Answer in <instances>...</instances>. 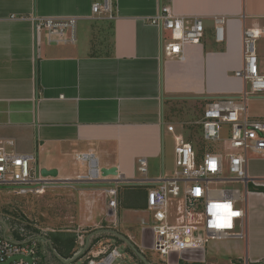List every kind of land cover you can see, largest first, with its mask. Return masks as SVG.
<instances>
[{
  "label": "crops",
  "instance_id": "1",
  "mask_svg": "<svg viewBox=\"0 0 264 264\" xmlns=\"http://www.w3.org/2000/svg\"><path fill=\"white\" fill-rule=\"evenodd\" d=\"M102 1L0 0V141H15L11 151L34 155L33 168L56 170L60 182L87 174L77 154L92 153L101 169L116 168L118 176L103 177L97 185H62L82 196L77 247L82 252L94 242L93 253L124 244L130 248L127 239L147 260L154 241L150 186L119 187L115 224L107 218L104 188L119 178H141L140 158L148 161L149 179L171 177L174 171L166 172L169 139L176 146V138L183 137L200 157L208 152L199 150L205 109L212 100L238 97L247 89L235 73L244 63V31L264 30V0H113L115 19L94 20L92 6ZM162 5L177 16L203 19L204 38L186 48L183 61L162 54L168 34L150 23ZM221 17L224 39L218 42L215 19ZM39 18L78 19L77 43L49 45L46 33L39 39ZM256 49L264 74V34ZM247 106L251 118L264 119V95ZM228 138L217 143L224 151L209 152L228 153ZM251 154L248 175L261 182L264 153ZM242 209L247 212L244 240L214 241L194 254L171 255L164 264H211L206 256L222 251L229 264H264V193L251 191ZM87 224L93 231L85 235ZM102 236L109 241L97 249L95 241Z\"/></svg>",
  "mask_w": 264,
  "mask_h": 264
},
{
  "label": "built area",
  "instance_id": "2",
  "mask_svg": "<svg viewBox=\"0 0 264 264\" xmlns=\"http://www.w3.org/2000/svg\"><path fill=\"white\" fill-rule=\"evenodd\" d=\"M92 13L94 20L115 19L113 0L94 3ZM150 23L159 27L162 33L168 34V39L163 37L162 54L180 61L185 59L186 48L189 45H199L205 35L201 17L177 16L165 5L150 19ZM224 23L223 17L215 19L218 42L224 39ZM78 26L79 20L76 18L35 20L36 35L40 39V35L46 33L49 45H75ZM263 34L264 30L258 28L244 31V63L235 76L245 82L247 89L238 97L210 101L200 124L203 141L211 143L224 141L223 125L230 127L227 154L205 152L200 157L191 143L183 137H177L176 168L171 177L164 174L159 179H149L148 161L140 158L138 171L141 178H119L104 188L108 198L107 218L115 224L119 187L126 184L150 186L147 208L154 219L152 251L167 261L171 255L194 254L214 241L246 238L247 212L237 208L236 202L243 201L247 208L251 187L259 188L264 185V180L259 182L252 179L247 171L248 154L264 153V119L251 118L247 106L251 98L264 95V74L259 69L256 49L257 41ZM168 131L174 132V127L169 126ZM15 146L13 140L0 141V187L11 189L15 196H42L50 188L59 185H97L105 179L98 160L92 153L76 155L78 162L88 166L87 174L80 175L75 180L60 182L55 178L43 177L41 172L33 168L35 156L11 151ZM226 172L231 177L225 178ZM236 184L244 186V199L239 190L222 187ZM37 247V238L14 241L7 238L5 233L1 234L0 264L17 257L20 259L10 264H41L36 257ZM91 251L78 260L73 259L63 264H115L123 258L119 247H104L95 253ZM25 258H31L32 262H27Z\"/></svg>",
  "mask_w": 264,
  "mask_h": 264
},
{
  "label": "rangeland",
  "instance_id": "3",
  "mask_svg": "<svg viewBox=\"0 0 264 264\" xmlns=\"http://www.w3.org/2000/svg\"><path fill=\"white\" fill-rule=\"evenodd\" d=\"M228 135H230V127L228 125H223L222 137H226ZM200 139V151L203 149L209 152L211 150L210 148H216L217 151H224V147L220 144L204 142L202 134ZM168 142L170 144V157L166 162V172L168 175H171L173 171L175 172V144L171 139H169ZM248 155L249 157L253 156L251 153ZM224 177L229 178L231 177V174L226 172ZM222 187L226 189L239 190L241 198L244 199V186L238 184L225 185ZM69 189L73 188L62 186L61 188L48 190L43 196L21 197L12 194L11 189L9 188L0 187V235L5 233L7 238L14 241H19V237L22 236L25 239L37 238L38 247L36 257L42 263L48 262L49 264H63L60 259L61 257L54 250V244L51 241H48L47 238L52 232L69 231L76 233V231L79 230V225L83 220V208L81 206L82 196L73 193L74 189ZM244 205L245 203L243 201L236 202L237 208H244ZM83 229V232H86L84 234L88 235L91 231H93V226L92 224H87ZM107 241H109V237L102 236L97 243V249L105 246ZM217 243L218 242H215L213 244ZM222 243L224 242H220L218 245H222ZM119 246L124 258L118 260L115 264H137V262L126 251L127 247L125 246L127 245L124 244ZM145 256L151 264H164L167 262V259L161 258L159 254L153 252L152 250H147ZM206 257L210 259L211 264H229L231 262L230 257L225 254L224 251L218 254L216 253V255H214V253H211V255L208 254ZM198 259H200V257H196V260ZM244 260L246 261V257ZM54 261L58 262L54 263ZM142 264L145 263L142 262Z\"/></svg>",
  "mask_w": 264,
  "mask_h": 264
},
{
  "label": "trees",
  "instance_id": "4",
  "mask_svg": "<svg viewBox=\"0 0 264 264\" xmlns=\"http://www.w3.org/2000/svg\"><path fill=\"white\" fill-rule=\"evenodd\" d=\"M251 188H252V191L264 193V188H260V187L259 188L251 187ZM23 238H24L23 236L19 237L20 240H22ZM47 239L48 241H51L54 244L55 252L63 259L64 262L72 261L81 252V249L77 247L78 238H77L76 233L69 232V231L52 232L51 235H49ZM97 241H99V239H97L95 242ZM93 246H94V242L93 244H90L88 250L86 251L84 255H87L91 251ZM127 252H129L133 257H135L138 261L141 262V260L136 256V254L130 248H127ZM55 262H58V261H54V263ZM41 264H49V263L41 262Z\"/></svg>",
  "mask_w": 264,
  "mask_h": 264
},
{
  "label": "water",
  "instance_id": "5",
  "mask_svg": "<svg viewBox=\"0 0 264 264\" xmlns=\"http://www.w3.org/2000/svg\"><path fill=\"white\" fill-rule=\"evenodd\" d=\"M102 173H103V176L104 177H108V176H118V171L116 168H112V169H102ZM41 175L43 177H46V178H56L57 177V171L56 170H46V169H43L41 171ZM124 241H126V243L130 246V248L138 255V257H140V259L145 263V264H148L147 260L139 253V251H137V249L134 247V245L127 239H124ZM88 250V247H86L74 260H78L80 259L85 253L86 251ZM60 258V257H59ZM20 258H14V260H9L8 262L4 263V264H10L12 261H18ZM61 261L63 263H65L63 261L62 258H60ZM25 260H27V262L31 263L32 262V259L31 258H25Z\"/></svg>",
  "mask_w": 264,
  "mask_h": 264
}]
</instances>
